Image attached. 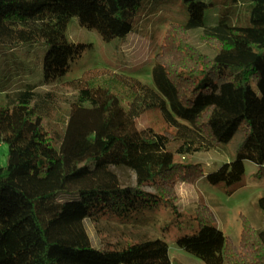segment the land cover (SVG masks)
Wrapping results in <instances>:
<instances>
[{
	"label": "trees",
	"instance_id": "1",
	"mask_svg": "<svg viewBox=\"0 0 264 264\" xmlns=\"http://www.w3.org/2000/svg\"><path fill=\"white\" fill-rule=\"evenodd\" d=\"M142 1L0 0V44L43 41L44 82H54L86 46L67 39L71 17L103 39L124 38ZM184 1L188 19L172 25L167 38L177 61L156 56L151 84L106 67L87 69L59 84L72 91L59 126L50 124L54 92L24 83L4 93L0 264H172L161 239L95 247L85 220L95 225L103 215L124 218L159 203L176 212L179 177L187 183L205 178L231 194L242 186L245 160L264 179V0H231L245 3L249 25L230 6L206 27L207 4ZM199 27L212 55L187 42L172 45L175 30ZM230 141L237 143L235 158L213 171L175 160ZM118 169L130 171L133 182ZM202 203L195 208L198 230L178 237L179 247L203 264H264V229L253 231L242 217L237 249ZM258 204L264 215V198Z\"/></svg>",
	"mask_w": 264,
	"mask_h": 264
},
{
	"label": "rangeland",
	"instance_id": "2",
	"mask_svg": "<svg viewBox=\"0 0 264 264\" xmlns=\"http://www.w3.org/2000/svg\"><path fill=\"white\" fill-rule=\"evenodd\" d=\"M201 1L207 4L204 27L213 25L226 14L230 6L242 11L241 25L250 24L245 3L238 6L231 0ZM241 1L237 0L238 3ZM187 19L188 10L184 0H143L136 12L131 32L124 38L106 40L96 30L81 26L73 16L67 24L66 37L70 42L86 46L80 56L69 63L66 73L50 83H45L43 78V59L47 48L43 41L0 44V105L3 104L5 92L24 83L35 84L43 91L55 93L56 108L52 112L50 124L59 126L72 100V91L59 84L80 77L87 69L106 67L151 84L150 72L156 56L160 55L164 61L171 63L177 61V56L169 52L167 47L169 28L176 23L184 24ZM204 27L185 32L178 28L175 37L170 38L172 45L187 42L212 55L211 49L200 39ZM116 88L125 92L118 85ZM236 144L233 141L221 143L208 151L186 154L185 157L176 154L175 160L187 164L199 163L204 172H210L235 158ZM7 149L6 143L0 144L2 166L6 164ZM257 170L258 166L254 162L245 160L242 186L231 194H227L222 185L211 184L205 178L187 183L179 177L175 181L176 212L160 203L150 207L139 206L124 218L103 215L95 225L86 219L85 228L95 247L109 240L112 247L121 248L149 239H161L168 245L172 264H203L198 257L179 247L176 239L198 230V220L194 215L200 202L208 207L218 228L233 240L237 249H240L242 217L246 218L253 231L264 229V215L258 204L264 198V179L255 177ZM118 173L125 182H133L132 173L127 169H118Z\"/></svg>",
	"mask_w": 264,
	"mask_h": 264
}]
</instances>
